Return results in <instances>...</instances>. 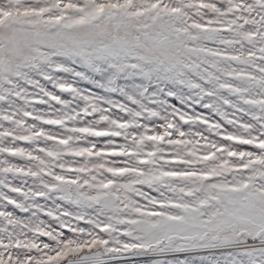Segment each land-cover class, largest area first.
Listing matches in <instances>:
<instances>
[{
    "label": "snow or ice",
    "instance_id": "obj_1",
    "mask_svg": "<svg viewBox=\"0 0 264 264\" xmlns=\"http://www.w3.org/2000/svg\"><path fill=\"white\" fill-rule=\"evenodd\" d=\"M0 264H264V0H0Z\"/></svg>",
    "mask_w": 264,
    "mask_h": 264
}]
</instances>
